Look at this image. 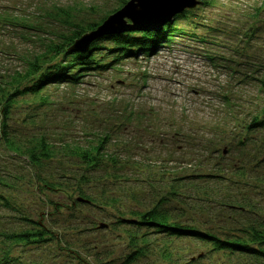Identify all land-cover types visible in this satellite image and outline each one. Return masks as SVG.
I'll list each match as a JSON object with an SVG mask.
<instances>
[{"label":"rangeland","instance_id":"rangeland-1","mask_svg":"<svg viewBox=\"0 0 264 264\" xmlns=\"http://www.w3.org/2000/svg\"><path fill=\"white\" fill-rule=\"evenodd\" d=\"M122 1L0 0V9L15 2L31 10V22L39 24L38 14L54 6H70L74 23L80 24L82 20L101 21L118 10ZM201 6L176 22L187 35L159 47L154 55L139 52L136 58L121 59L116 69L91 72L80 86H48L41 94L48 98L43 105L34 102L37 97L33 96L17 103L9 121L14 134L21 136L24 144L32 136L45 134L58 152L36 169L24 156L7 151L0 141V178L4 182L0 193L6 200H0V234L20 233L35 228V223L48 232L44 242L27 245L5 242L0 236V261L128 264V254L142 248L144 255L131 264H190V260L193 264L259 263L243 254L212 251L193 238H175L153 233L144 225L123 224V220H132L133 211L144 212L160 204L161 196L171 187L185 196L161 205L169 211V223L223 235L220 227H227L223 221L227 215L237 220L228 228L244 222L245 215L216 204L222 196H232L231 192L256 202L260 219H264V130L240 145L239 138L245 135L242 125L247 120L237 118L238 114H255L259 108L253 106L264 102V88L257 80L264 75V0H214L212 6ZM199 16L214 28L207 31L198 27L200 34L207 36L205 43L191 35ZM44 22L40 25L47 29L42 36L48 40L46 44L57 42L60 34L70 31L58 20L50 26ZM54 26L60 27L50 34ZM38 30L24 32L25 40L0 36V50L10 52L15 45L19 53L26 49L39 53ZM249 32H257L250 44ZM242 49L244 53H240ZM7 57L12 56L0 54V67L8 66ZM249 59L261 68L242 69L231 64ZM9 67L20 69L21 64L9 63ZM230 67L234 72L251 73L255 80L238 86L233 79L240 75L230 73ZM229 93L231 105L223 100ZM96 134L110 136L107 151L115 155L117 166L114 170L103 164L86 185L78 187L71 178L83 171L79 161L67 153V146L84 145ZM217 165L226 173L224 183L229 181L230 187L208 185L209 181L198 178L175 187L172 180L185 173L208 174ZM35 174L54 182L55 188H40ZM78 189L91 198L89 202L75 203ZM100 224L105 226L99 228Z\"/></svg>","mask_w":264,"mask_h":264},{"label":"trees","instance_id":"trees-1","mask_svg":"<svg viewBox=\"0 0 264 264\" xmlns=\"http://www.w3.org/2000/svg\"><path fill=\"white\" fill-rule=\"evenodd\" d=\"M126 1H122L119 8ZM214 0H202L200 5L212 6ZM22 8L17 3L10 4L7 8L0 9V36L10 38L12 41L15 39L25 40L27 38L24 35L26 31H35L39 29L37 33L39 34L38 44H41L40 52H32L26 49V52L19 53V50L15 45H12L10 52H5L0 50V54L4 53L12 56L8 58V66L1 65L0 71V141L4 145L7 151L14 153L17 156H24L25 161L33 168L40 169L43 165L50 162L58 152V148L54 143H50L49 139L45 134H40L39 136H32L31 140L27 141L25 144L21 142V136L14 134L10 129V122L12 119V112L17 106V103L28 97H37L36 101L39 104L48 103V98L42 96L43 90L48 86H60L63 84L70 86H80L84 83V78L90 75L91 72H98L99 74L116 69L118 63L121 59H126L128 57H137L139 52L144 53L145 56L154 55L155 51L159 47H165L166 45H171L173 41L177 38H184L186 35L182 29L176 25L177 20L185 19L188 16L189 10L184 11L180 15H177L171 23H168L160 33H147V32H126L116 35H107L105 37L95 40L89 47V49L84 52H71L69 51L70 46L77 40L84 32L95 29L103 20L104 17L99 22H89L88 20L80 21V24L74 23V13L72 12L70 6H54L51 10L45 11V14H38L37 20L40 22L44 20V24L47 26L51 25V22L56 23L58 20L62 27L68 28L70 31L68 34L62 33L59 36L57 42H50L48 44L47 39L43 38V32L47 29L44 26L33 24L32 20L28 15H34L31 10ZM257 13L259 11H256ZM25 13V14H24ZM34 17V16H33ZM199 21L195 22L193 29L191 30L192 37H195L199 42L205 43L208 41L207 36L200 34L198 27H203L202 29L210 31L214 28L208 23L209 20L198 17ZM204 19V20H202ZM34 21V20H33ZM53 23V24H54ZM58 24V23H57ZM191 25V24H190ZM192 26V25H191ZM60 27V26H56ZM50 30V34H55L54 30ZM46 29V30H45ZM190 32V30H188ZM202 31V30H201ZM20 32V33H19ZM182 33V34H181ZM199 33V35L197 34ZM19 35V36H18ZM202 35V36H200ZM43 36V37H42ZM55 36V35H53ZM247 43H252L251 40L257 36L255 33H247L246 35ZM107 41L111 44H104ZM247 50L249 47L244 46ZM253 45L251 46V48ZM25 49L24 47L22 48ZM31 52V54H29ZM245 50H240V53H244ZM211 57V56H210ZM212 57H211V59ZM21 64V68L17 69L9 67V63ZM237 65L239 68L244 69L247 66L250 69L255 67H260L256 61L249 59L243 63L231 64ZM244 70H239V72H234V68L230 67L229 72L235 75H240L239 78H234L238 86L241 83H252L255 78H250L251 73L243 74ZM254 77V76H253ZM259 81V87L264 88V75L257 79ZM240 83V84H239ZM234 88L232 86L233 92ZM228 92V91H227ZM223 100L225 103L231 105V94L223 95ZM223 103V102H222ZM224 104V103H223ZM256 110L255 114H247L245 116L238 114V119H243L244 124L242 125L245 131V135L239 138L238 144L244 145L248 141L252 140L253 136L261 133L264 130V102L259 104V106H253ZM235 116V120L237 119ZM227 122V121H226ZM224 120V123H226ZM109 135H95L92 139L81 144L80 142L75 144L73 147H68L67 153L72 155L73 158L79 161V170L83 171L81 174H73V179L78 187H83L90 181L92 173L102 169L103 164L106 166L111 165L115 170L118 160L114 154L107 151L109 145ZM24 147H28L23 149ZM64 145L62 146V149ZM21 149V150H20ZM226 173L217 165L213 172L208 174H194L185 173L180 177H175L172 180L176 182L175 187H179L181 182H185L188 179L198 178L203 179V181H209L208 185H224L225 187H230L229 181L224 183ZM35 180L38 181L40 188L54 189V182L48 181L43 178L40 174L34 175ZM216 182V183H215ZM3 180L0 178V185L3 184ZM240 184V183H239ZM237 185V187L239 186ZM264 184V182L262 183ZM77 190V189H76ZM84 191L78 189V198L75 203L89 202L91 199L89 196H85ZM232 196L228 198L222 196L219 201L216 202L217 205L225 207L226 209H231V212L239 213L244 216V224L235 223L239 226L237 228H228L229 223L236 221L232 216L227 215L223 220L225 221V226L223 229L225 232L223 235H219L207 230H201L193 226H181L177 223H169L170 214L164 206H161L163 202H170L169 200H176L179 196H185V193L177 191L176 188L170 189L168 193H164L161 196L160 204L156 203L152 208L144 211H133L131 213L132 220H123L125 225H144L150 228L153 233H161L175 238H193V240L201 241L206 246H209L212 251L229 253H239L248 256L256 261L258 264H264V219H260L261 212L258 209L256 202L252 201L251 198L246 200L244 197L231 192ZM81 196V197H80ZM86 199H85V198ZM207 201H211L210 197H204ZM79 199H82L81 201ZM0 200H5V198L0 193ZM92 201V200H91ZM106 200L104 204L106 205ZM208 203V202H207ZM54 210H58L57 204H54ZM249 216V217H246ZM249 218V219H247ZM36 227L21 231L20 233H4L0 236L5 242H10L12 244L25 243L33 244L45 241V236L48 232L42 228L40 224L35 223ZM233 225V224H232ZM230 225V226H232ZM227 228V229H226ZM142 237L146 238V234ZM144 239V241H146ZM1 253L7 254V251H2ZM145 250L142 248H137L132 250L126 258V263L131 264L137 257L143 256ZM4 264L0 261V264ZM188 263H192L190 260ZM193 264V263H192Z\"/></svg>","mask_w":264,"mask_h":264},{"label":"water","instance_id":"water-1","mask_svg":"<svg viewBox=\"0 0 264 264\" xmlns=\"http://www.w3.org/2000/svg\"><path fill=\"white\" fill-rule=\"evenodd\" d=\"M200 3L201 0H128L95 29L75 40L69 51L84 53L93 41L106 35L135 31L160 33L176 15ZM104 226L100 224L99 228Z\"/></svg>","mask_w":264,"mask_h":264}]
</instances>
